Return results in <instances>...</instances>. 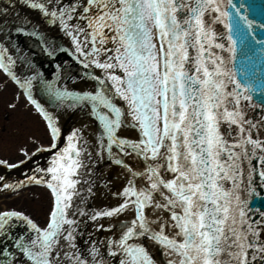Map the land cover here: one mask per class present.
<instances>
[{"label": "snow or ice", "instance_id": "6c2138e0", "mask_svg": "<svg viewBox=\"0 0 264 264\" xmlns=\"http://www.w3.org/2000/svg\"><path fill=\"white\" fill-rule=\"evenodd\" d=\"M17 3L38 12L40 22L21 17ZM5 4L0 73L45 121L55 152L26 181L0 175V193L37 185L51 197L43 226L22 211L0 210V264H264V210L249 204L264 189V72L259 78L255 72L256 53L264 55L256 45L264 40L250 35L254 22L240 14L243 5ZM21 35L54 62L50 79L31 54H22ZM238 44L246 49L243 79L237 78ZM60 56L68 59L56 62ZM77 78L90 81V90L61 84ZM61 109L83 113L81 126L66 137L54 114ZM101 163L117 167L116 176L97 173ZM0 167L17 165L0 159ZM113 180L121 181L116 190ZM97 183L115 204L91 205Z\"/></svg>", "mask_w": 264, "mask_h": 264}, {"label": "water", "instance_id": "95a60500", "mask_svg": "<svg viewBox=\"0 0 264 264\" xmlns=\"http://www.w3.org/2000/svg\"><path fill=\"white\" fill-rule=\"evenodd\" d=\"M233 3L237 6L243 5V8L240 11L241 15H246L248 19L253 20V31L250 33L252 37L256 41L264 40V27H261V24H264V16H261L260 9L264 7V0H233ZM250 5L254 6L250 7ZM0 6H7L5 4V0H0ZM255 9V10H254ZM231 11H235L234 9H230ZM15 11L19 12L21 17H27L33 22H40V16L38 12L34 10H30L29 8L17 3ZM4 19V18H0ZM6 19L13 20L15 19V15H11L6 17ZM216 27L222 28V25H217ZM20 47L23 49L22 54H31L34 62L41 66V70L45 72L48 78H51V73L54 68V62L50 63L49 60L40 52V48L38 44L35 42L33 38L26 37V36H19L16 41ZM264 47V45L257 44L256 48L260 49ZM246 49L242 48L238 44L237 50V59H236V71L238 73L237 78L243 79V75L241 73V61L244 59V53ZM251 54V53H250ZM68 58L64 56L58 57L56 62L66 61ZM75 70V66H73ZM255 72L257 73V78H259L260 74L264 72V55H261L259 52L256 53L255 59ZM61 84L64 87H67L69 90H90L91 82L82 78H77L75 81L73 80H65L61 81ZM33 94L35 98L42 103L46 109L49 111H53L51 106L46 102V97L42 95L41 91L34 88ZM260 93L257 91L254 93L253 98L254 100H258ZM54 114L58 117V126L61 128L62 137L70 133V130L74 127H80L81 122L83 120V113L76 111V110H58L55 111ZM67 128V132L65 131ZM89 139H91L90 133H85ZM125 135L134 136L132 132H125ZM86 171V170H82ZM119 169L115 166L109 167L107 163H101L96 165V172H106L107 178L112 179L116 176ZM31 172V169L25 167L22 170L16 169L14 171L13 178L17 181H20L25 176H28V173ZM121 185V181L113 180L111 185L112 190H116ZM79 187V186H78ZM96 193L95 196L91 199L92 206H110L116 203L115 198L108 195L105 190L97 183L96 187L93 189ZM249 204L252 209L264 210V189H257V193L249 197ZM102 236L103 233H100ZM154 255L159 258V253L154 251Z\"/></svg>", "mask_w": 264, "mask_h": 264}, {"label": "rangeland", "instance_id": "374dc122", "mask_svg": "<svg viewBox=\"0 0 264 264\" xmlns=\"http://www.w3.org/2000/svg\"><path fill=\"white\" fill-rule=\"evenodd\" d=\"M0 79L4 80L6 77L1 73ZM13 89L17 91L16 88ZM13 97V93L10 94L7 89L0 88V125L4 124L7 127V132L0 131V159L7 162L22 158L19 152L17 153L20 145L25 144V153H28L35 147L36 142L47 144L50 140L44 128L46 127L44 120L35 113L26 100L17 108L8 107V102H11ZM5 112L10 116L9 122L2 120ZM50 206V193L42 186L30 185L19 194H0V209L12 207L14 210L22 211L41 226L46 223Z\"/></svg>", "mask_w": 264, "mask_h": 264}, {"label": "flooded vegetation", "instance_id": "af4514ba", "mask_svg": "<svg viewBox=\"0 0 264 264\" xmlns=\"http://www.w3.org/2000/svg\"><path fill=\"white\" fill-rule=\"evenodd\" d=\"M1 74V73H0ZM4 75V74H3ZM13 86H11V85ZM6 87V88H5ZM0 88L1 89H7V92L8 93H10V94H12L13 93V95H14V97L12 98V100H11V102L9 101L8 102V105L10 104V103H15L16 104V107L15 108H17L18 106H20L21 105V102L23 101V97H22V94H20V90H19V88L18 87H16V89H17V91H15V89H13V88H15L14 87V85H13V83H11V81L9 80V79H4V80H1L0 79ZM17 95H19V100H16V96ZM2 120L4 121V122H9L10 121V116H9V114L7 113V112H5L4 113V116H3V118H2ZM3 122V123H4ZM11 123V122H10ZM7 127L4 125V124H1L0 125V131L1 132H3V133H5V132H7V129H6ZM43 143L44 142H36V144H35V147H34V149H36V148H39V147H41V146H43ZM19 152V153H18ZM17 153L19 154V155H25V144H23V145H20V147L18 148V150H17ZM4 209H7L6 207H4Z\"/></svg>", "mask_w": 264, "mask_h": 264}, {"label": "bare ground", "instance_id": "6f19581e", "mask_svg": "<svg viewBox=\"0 0 264 264\" xmlns=\"http://www.w3.org/2000/svg\"><path fill=\"white\" fill-rule=\"evenodd\" d=\"M7 180H8L9 182L17 181L16 179L13 178V176H10Z\"/></svg>", "mask_w": 264, "mask_h": 264}]
</instances>
